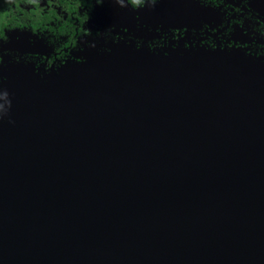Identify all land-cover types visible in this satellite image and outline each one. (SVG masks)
<instances>
[{"label":"water","instance_id":"1","mask_svg":"<svg viewBox=\"0 0 264 264\" xmlns=\"http://www.w3.org/2000/svg\"><path fill=\"white\" fill-rule=\"evenodd\" d=\"M122 51L3 84L0 264H264V61Z\"/></svg>","mask_w":264,"mask_h":264},{"label":"flooded vegetation","instance_id":"2","mask_svg":"<svg viewBox=\"0 0 264 264\" xmlns=\"http://www.w3.org/2000/svg\"><path fill=\"white\" fill-rule=\"evenodd\" d=\"M123 48H204L264 61V0H158L151 10L115 0H0L2 88L11 77L46 81L91 54L116 57Z\"/></svg>","mask_w":264,"mask_h":264},{"label":"clouds","instance_id":"3","mask_svg":"<svg viewBox=\"0 0 264 264\" xmlns=\"http://www.w3.org/2000/svg\"><path fill=\"white\" fill-rule=\"evenodd\" d=\"M157 2L158 0H115V3H117L121 8L130 6L133 10H138L145 7L151 10L154 9ZM91 46L94 47L95 45L93 44ZM0 79H4V77L0 76ZM10 107L11 100L9 93L6 89L0 87V120H2L3 117L8 114Z\"/></svg>","mask_w":264,"mask_h":264}]
</instances>
